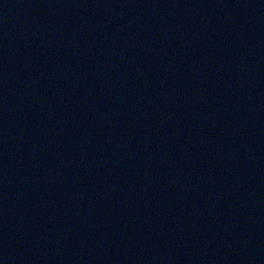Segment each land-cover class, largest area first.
Instances as JSON below:
<instances>
[{"label": "water", "instance_id": "water-1", "mask_svg": "<svg viewBox=\"0 0 264 264\" xmlns=\"http://www.w3.org/2000/svg\"><path fill=\"white\" fill-rule=\"evenodd\" d=\"M0 264H264V0H0Z\"/></svg>", "mask_w": 264, "mask_h": 264}]
</instances>
